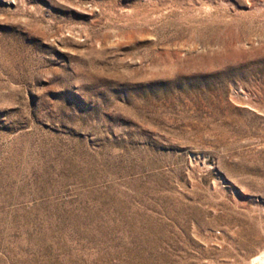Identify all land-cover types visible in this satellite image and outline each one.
Returning a JSON list of instances; mask_svg holds the SVG:
<instances>
[{
    "label": "rangeland",
    "instance_id": "obj_1",
    "mask_svg": "<svg viewBox=\"0 0 264 264\" xmlns=\"http://www.w3.org/2000/svg\"><path fill=\"white\" fill-rule=\"evenodd\" d=\"M0 264H264V0H0Z\"/></svg>",
    "mask_w": 264,
    "mask_h": 264
},
{
    "label": "bare ground",
    "instance_id": "obj_2",
    "mask_svg": "<svg viewBox=\"0 0 264 264\" xmlns=\"http://www.w3.org/2000/svg\"><path fill=\"white\" fill-rule=\"evenodd\" d=\"M258 258V257H257ZM263 260V259H262Z\"/></svg>",
    "mask_w": 264,
    "mask_h": 264
}]
</instances>
